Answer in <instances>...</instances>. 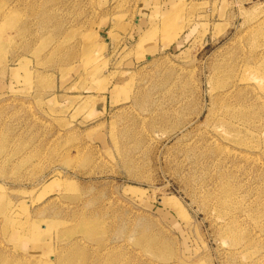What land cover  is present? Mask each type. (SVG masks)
<instances>
[{
	"label": "rangeland",
	"instance_id": "374dc122",
	"mask_svg": "<svg viewBox=\"0 0 264 264\" xmlns=\"http://www.w3.org/2000/svg\"><path fill=\"white\" fill-rule=\"evenodd\" d=\"M263 15L0 0V264H264Z\"/></svg>",
	"mask_w": 264,
	"mask_h": 264
},
{
	"label": "bare ground",
	"instance_id": "6f19581e",
	"mask_svg": "<svg viewBox=\"0 0 264 264\" xmlns=\"http://www.w3.org/2000/svg\"><path fill=\"white\" fill-rule=\"evenodd\" d=\"M241 13H243V12H241ZM247 13V12H246ZM242 15V14H241ZM248 24V23H247ZM250 25L251 26H253V25H256V28L257 27H262L263 25H264V15L263 16H261V17H259L258 19H256V20H254V19H252V21H251V23H250ZM247 28V27H246ZM248 29V28H247ZM255 29L253 28V31H254ZM257 30H259V29H257ZM251 31V30H250ZM250 31H249V34H250ZM264 31V30H263ZM248 32V31H247ZM246 32V33H247ZM170 36V39L171 38H176V35H178V32L177 31H173V33H171V34H169ZM247 37H250V36H248L247 35ZM244 47V46H243ZM242 47V48H243ZM241 48V49H242ZM241 49H240V51H241ZM244 50V49H243ZM264 51V50H263ZM243 52V51H242ZM242 52H239V53H242ZM262 53V52H261ZM263 54V53H262ZM243 55V54H242ZM245 55V54H244ZM262 56V55H261ZM260 56V57H261ZM246 57V56H245ZM254 58V57H253ZM258 58V57H257ZM262 58V57H261ZM236 59V58H235ZM263 60V59H262ZM235 64V63H234ZM263 66H262V69L264 70V63L262 64ZM236 72H238V71H236ZM242 72V71H241ZM236 81V80H235ZM234 84V83H233ZM234 88V87H233ZM255 106V105H254ZM261 107V106H260ZM251 108V107H250ZM255 108V107H254ZM262 108H263V106H262ZM226 121V120H225ZM239 126H241V125H239ZM209 130V129H208ZM222 131V130H221ZM210 132V131H209ZM220 132V131H219ZM207 133V132H206ZM210 136H213V135H210ZM202 138V137H201ZM210 139V138H209ZM208 139V140H209ZM208 140H206L207 142H208ZM213 140H214V138H213ZM217 141V140H216ZM198 142V141H197ZM205 142V141H204ZM212 142V141H211ZM194 144V143H193ZM208 144V143H207ZM213 144V143H212ZM215 144V143H214ZM217 144H218V142H217ZM224 144V143H223ZM196 145V144H195ZM203 145V144H202ZM205 145V144H204ZM225 145H228V144H225ZM190 146H193V145H190ZM214 146H216V145H214ZM188 147V146H187ZM186 147V148H187ZM199 147V146H198ZM202 147V146H201ZM200 147V149L202 150V148ZM204 147V146H203ZM185 148V149H186ZM195 148V147H194ZM234 148V147H233ZM216 149V148H215ZM254 149H256V148H254ZM226 150V149H225ZM229 151V150H228ZM228 151L226 152V153H228ZM199 152V151H198ZM197 152V153H198ZM216 152V151H215ZM231 152V151H230ZM193 153V152H192ZM204 153H205V151H204ZM207 153V152H206ZM210 153V152H209ZM225 153V154H226ZM212 154V153H211ZM224 154V155H225ZM235 154V153H234ZM247 154V153H246ZM256 154V153H255ZM197 154H195V156H196ZM206 155V154H205ZM228 156V155H227ZM239 156V155H238ZM243 156V155H242ZM197 157V156H196ZM201 157V156H200ZM208 157H209V155H208ZM226 157V156H225ZM233 157V156H232ZM241 157V156H240ZM234 158V157H233ZM237 158V157H236ZM239 158V157H238ZM244 158V157H243ZM247 158V157H246ZM200 159V158H199ZM202 159V158H201ZM204 159V158H203ZM226 159V158H225ZM238 160H240V159H238ZM192 161H194V160H192ZM202 162V161H201ZM193 163V162H192ZM197 163V162H196ZM191 164V163H190ZM206 164V163H205ZM192 166V165H191ZM200 166V165H199ZM206 166V165H205ZM201 167V166H200ZM195 168V167H194ZM194 171V170H193ZM193 176V175H192ZM82 223H85V221L84 222H82ZM87 226V224L85 223V224H83V227H86Z\"/></svg>",
	"mask_w": 264,
	"mask_h": 264
}]
</instances>
